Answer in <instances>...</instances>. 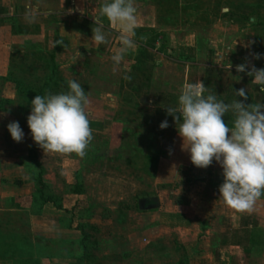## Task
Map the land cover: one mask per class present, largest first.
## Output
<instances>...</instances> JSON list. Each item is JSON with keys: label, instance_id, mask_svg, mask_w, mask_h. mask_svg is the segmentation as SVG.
I'll return each mask as SVG.
<instances>
[{"label": "rangeland", "instance_id": "1", "mask_svg": "<svg viewBox=\"0 0 264 264\" xmlns=\"http://www.w3.org/2000/svg\"><path fill=\"white\" fill-rule=\"evenodd\" d=\"M151 1L147 7L135 0L139 29L134 39L149 52L145 64L148 67L131 68L132 63L125 61L120 74L122 86L115 100L107 102L99 98V90L103 84L109 86L111 78L96 76L102 73L97 72L98 64L111 60L112 32L104 29L108 43L97 46L84 59L74 57L81 50L79 47L77 51L73 49L72 57L65 50H60L57 57L60 63L54 90L66 92L69 79H75L85 88L94 138L84 158L75 153H45L37 144L34 149L50 191L65 208H72V214L49 204L39 210L34 208L29 172L35 168L26 159L28 150L34 147L27 124L31 103L21 99L11 83L0 86L1 96L9 97L0 103V178L5 180L0 184V247L6 244V251H13L7 260L10 264H212L207 254L209 242L195 239V234L200 223L203 226L201 218H211L207 229H217L220 209L208 201L216 195L210 182H214L216 170L222 167L215 160L207 168L193 165L190 153L181 149L179 125L166 109L178 106L174 95L180 94L183 82L197 80L203 81L209 93L226 103L243 99L234 95L240 88L247 92L245 103H264V92L252 83L253 77L236 71V65L245 62L264 68V0ZM174 1L179 5L173 11ZM68 2L39 0L35 4L40 10L58 12L43 16L44 13L39 14L31 7L24 11L19 7V15L22 11L25 14L16 17L14 25L10 21L1 22L0 52L5 55L12 48L13 77L20 78L25 86H39L48 74L46 60L48 52H53L52 46L70 40L62 26L85 28L91 40L92 27L96 26L93 16L99 13L103 0H73L71 6ZM164 8L170 9L169 17L159 19L158 13L162 17ZM222 8L231 14L222 15ZM246 17L255 23L250 24ZM14 29L25 31L24 35L13 32ZM143 29L146 32H140ZM158 29L161 31L157 32ZM193 33L200 37L199 52L183 49L187 53L179 55L183 62L178 65L160 56L158 47L151 50L158 36H161L160 45L169 39L174 41L176 34L186 35V40L191 41ZM226 47L231 49L226 51ZM253 53H260L261 58L254 59ZM176 54L182 53L169 48L167 59ZM124 75L131 76V80L124 79ZM107 79L110 84H102ZM26 95L28 98L27 92ZM113 103L115 112L109 111ZM224 119L232 122V114H226ZM164 120L169 126L161 129L159 125ZM11 121H18L23 129L22 142L12 139L7 129ZM108 122H114L115 126ZM183 153H187L188 159L184 160ZM159 155L170 160L166 161L170 167L160 175L156 174ZM185 170H189L188 174H180ZM74 172L82 184V193L78 195L71 193ZM192 177L196 179L189 186L182 184L181 179L188 182ZM186 192L191 197L186 213L192 228L184 233L177 224L167 226L164 221L169 222L165 213L176 211ZM78 222L84 225L88 235L85 250L79 245L74 228ZM263 262L259 252L251 254L250 264Z\"/></svg>", "mask_w": 264, "mask_h": 264}, {"label": "clouds", "instance_id": "2", "mask_svg": "<svg viewBox=\"0 0 264 264\" xmlns=\"http://www.w3.org/2000/svg\"><path fill=\"white\" fill-rule=\"evenodd\" d=\"M93 17L96 26L92 27L91 41L96 46L108 43L103 18L121 25V47L111 57L115 74L136 43L135 0H103L98 15ZM252 55L254 59L261 58L260 53ZM236 71L253 77L252 83L264 92V68L245 62L237 64ZM123 78L131 80L129 75ZM67 85L66 92L36 95L31 100L27 124L33 141L45 153H75L84 158L94 138L88 118L90 101L78 81L69 79ZM234 95L243 99L226 103L209 93L203 81L188 82L181 87L178 106H167L166 111L179 125L181 149L190 153L193 165L207 168L215 160L222 167L224 179L219 185V199L230 209L250 214L264 196V103H245L248 95L244 88L235 90ZM228 113L233 117L231 127L224 119ZM168 126L167 120L159 125L161 129ZM7 129L14 141H23L24 132L18 121L9 122Z\"/></svg>", "mask_w": 264, "mask_h": 264}, {"label": "crops", "instance_id": "3", "mask_svg": "<svg viewBox=\"0 0 264 264\" xmlns=\"http://www.w3.org/2000/svg\"><path fill=\"white\" fill-rule=\"evenodd\" d=\"M2 1L3 2L0 1V8H3L5 11L0 13V17L1 16H11V15H14L15 17H19V16L25 14L23 11H24V9H26L28 7H31L34 11L38 12L39 14L44 13L43 16H45V15L46 16H52L58 12V10H55V11H52V10L42 11V10H40V8H38V5L35 4V2L39 1V0H2ZM58 1L61 3H62V1H63V3H65L66 1L67 2L69 1L68 2L69 6H71V3H73V0H58ZM4 2L6 3V5L8 3L7 7L4 6V4H3ZM140 2L142 3L141 0H140ZM144 5L148 7V3H144ZM8 7H10V9H8ZM19 7L20 8L23 7V11H22L21 15H19L18 10H17V8H19ZM161 13H163V11ZM97 15H98V13H97ZM138 16H139V14H138ZM146 16H147V13H146L145 17ZM103 23H104V29H107L106 31L112 32L114 34L115 39L113 38V41L109 45V49H110L109 55H113L121 47L120 41H119V33H115L116 31L120 32L121 25L119 24V22H117L111 26L109 22L107 23L106 18H103ZM0 24H2V23L0 22ZM62 27L65 28V32L68 33V35H70V40L68 38V42L66 40L63 45H53L52 46L53 61L57 65L58 69H59L58 65H59L60 61L58 60L57 57L61 53L60 50L67 51L70 54V56L72 57L74 55L73 49H75V51H77V49L79 47L81 50L78 52V54H75L74 57H81L84 59V58L90 56L93 49H95L97 47L95 44L90 42L91 40L89 39V36L83 30L85 28H83V29L80 28V30H79V29H76V28L74 29L71 27L68 29V28H66V25H64ZM138 29L139 28L137 27L135 29V32ZM156 31L160 32L161 30L158 29ZM53 33H56V31L54 30ZM19 35H24V33H21ZM160 37L161 36L157 37V41L154 43L155 46L151 50L158 47L157 53L162 57L164 56L166 58V60H168V62H171V64L178 65V63L180 64L181 62H183V61L179 60V55L182 56L185 53H187V51H185V50L182 51L185 48H187L188 52L190 50H192L194 52V54H197V52H199L198 50L200 48V37H198L196 34H194L192 36L191 41L186 40V35H183V34L177 35L176 34L173 37L174 41L169 39V40H167L166 43L160 42V45H159L158 44L159 40L161 41V39H159ZM137 44H139V43L136 42L135 45L133 46V48L126 54L123 63L125 61L127 63H130V64L133 63V61H134L133 59H134V55H135L134 48H135V46H137ZM6 47L9 48L10 45L7 44ZM169 48H173L182 54H178V55L176 54L177 56L175 55L173 57H170V59H167L169 57H167L166 53L168 52ZM230 49H231V47H226V51H229ZM7 53L8 54L4 55V54H1V52H0V86H3V85L7 86V84L9 83L8 81H5L1 78V76L6 75L8 67L10 65L11 54L13 53L12 48H10V50ZM123 63L120 66V71L115 73V74L112 72V67H113L112 60L107 61L106 64L104 62L98 64L97 72L99 71V73H100V71H101L102 73H101V75L96 74V76H109L111 78V79L109 78L111 80V84L109 83L108 79H107L108 82H107V80L102 82V84L103 83H109L110 85L107 86L106 84H103L102 89H100L99 93H98L99 98H103L104 101L111 102V101L116 99V96L118 94V90L122 86V83L120 82L121 81V79H120L121 75L120 74L122 72ZM131 66L132 65H130V67ZM184 84H185V82L182 83V85H184ZM107 87H109V88H107ZM12 91L14 93V90H12ZM178 93H180V92H178ZM0 98L9 99V97L4 98L3 96H1V94H0ZM115 102L116 101H114V103ZM114 103L112 105V108H110L109 111H114V112L117 111V110H115L116 105L114 106ZM108 124L110 126H112V125L115 126L114 122L113 123L108 122ZM103 125H105V124L103 123ZM105 139H106V141H108L107 137H105ZM176 140H178V139L176 138ZM102 141L103 140H101V142ZM173 145L175 146V144H173ZM183 154L185 155V156H183L184 160L188 159V156H186L187 153H183ZM166 158L167 157L165 155H159L158 159H161V160H160V162H158V165L156 167V174L160 175V173H163L167 168L170 167L168 162H166V161H170V160H169V158H167V159ZM162 160L165 163H163ZM124 163H126V162H124ZM213 170H216V168H214ZM216 171H217L216 172L217 174L215 176L214 182L213 181L210 182V185H212L213 188L215 189L214 193L216 195L211 196L208 203L210 205L219 206L220 216H219L218 222L216 224L217 229L214 231L207 229L210 227L209 220L211 218L209 220H207L206 218H201L200 221L202 222V224L204 226L202 227L201 223L199 222L200 226H199L198 232L195 234V239H197L199 241L202 239H205L209 242L210 252H208L207 254H208V257L210 258V260L212 261V264H250L251 254L257 253V252H259V254L261 255V258H263V261H264V196H262L257 201L255 208H254V211L250 214L249 213H240V212H237L233 209H230L227 205H225L222 202L221 199H219V195H220L219 185L214 186L215 183H217V182L222 183V181L224 179V177L222 175V170H216ZM188 172H189V170H185V171L180 172V174H182L184 176V175L188 174ZM195 179L196 178L192 177L191 181L187 182L183 178V179H181V181H182V184L189 186L188 184H190L191 182L193 183V181H195ZM4 181H5L4 178H0V184H1V182H4ZM29 181L31 182V179H29ZM14 183L18 184L17 181H15ZM31 184H32V182H31ZM32 187H33V184H32ZM185 187H183L184 192L186 190ZM32 192H31V197H32ZM190 198L191 197L187 192L184 193L182 195V198L180 199V203L178 204V207H176L177 208L176 211L171 212V213H165L166 216H168V218H169V222L164 221L165 225L174 226V224H177L178 229H181L182 232L187 233V232L191 231L192 227L190 226V216H188V214L186 213L188 211V205L190 204V202H189ZM184 205H185V208H184ZM182 208H184V209H182ZM196 212L197 211H195V214H196ZM1 243L2 242L0 241V244ZM15 246H17V245L15 244ZM7 247H8V245H6V244L3 248L0 247V262H1L0 264H10V262H8L7 260L12 257L11 254H13V251L12 250L6 251ZM13 249H15L14 246H13ZM4 262H6V263H4ZM262 264H264V262Z\"/></svg>", "mask_w": 264, "mask_h": 264}, {"label": "trees", "instance_id": "4", "mask_svg": "<svg viewBox=\"0 0 264 264\" xmlns=\"http://www.w3.org/2000/svg\"><path fill=\"white\" fill-rule=\"evenodd\" d=\"M141 1L143 4L144 3L149 4L150 2H152L151 0H141ZM178 5L179 4L177 3V1H174V5L172 7V8H174L173 11L177 10ZM4 11L5 10L3 8H0V13L4 12ZM163 11L165 12V14L162 17H161L162 14L158 13L159 19H162V18L167 19L169 17L168 13H169L170 9L164 8ZM229 13H230V11L227 10L226 12L222 13V15H228ZM15 19H16V17L14 15L1 16L0 22L10 21L14 25ZM246 19L249 21L250 24L255 23L254 21L250 20V17H246ZM13 32L21 34V33H24L25 31H20V30L14 29ZM140 32H146V30L143 29ZM39 49H41V48H39ZM136 49L137 50H136V53L134 55V59H133L134 61L132 63L131 68L139 69V66H141V65L146 66L145 64H146V61L149 60L150 54L143 44L137 45ZM47 57L48 58L46 61L48 63V74L45 75L44 79L42 80V82L39 84V86L37 88H34L33 86H25L20 78L13 77L14 75H13V70L11 68V64L8 67L6 75L1 76V78L5 81H8L9 83H11L15 89L16 94H18V96H20L21 99H23L24 101L29 102V103H31V100L36 95H44V94H46V92H53L54 94L64 92V91H60V92L56 91L55 92L56 87L54 86V84H55V75H56L57 65L53 61V52H48ZM146 67H148V66H146ZM26 92L29 94L28 98H27ZM178 96L179 95H174L175 98H178ZM4 100H6V99L0 98V103H2ZM227 117H230V116H227ZM225 122L230 127L232 126V122H228V121H225ZM35 145H36V143L34 142V147L28 150V153L26 156L27 163L32 164V166L35 168L34 171L31 170L29 172L31 182L33 184L32 198H33L34 208H37L39 210L40 208H42L43 205L49 204L53 208H55L56 210H61V211H64L66 213L72 214V211H71L72 208L67 209V208L63 207L60 199H58L55 196V194L50 191V187L48 186L47 181L43 177L44 170L37 160V155H36V152L34 149ZM128 163H130V161H128ZM73 179H74V182H73L72 187H71V193L78 195V194L82 193V184L80 182L79 175L76 172L73 173ZM184 179L186 180V178H184ZM139 210H144V209L139 208ZM74 228L79 235V237H78L79 245L82 247L83 250H85V241H86L88 235L86 234V232L84 230V225L82 223L78 222L77 224H75Z\"/></svg>", "mask_w": 264, "mask_h": 264}, {"label": "water", "instance_id": "5", "mask_svg": "<svg viewBox=\"0 0 264 264\" xmlns=\"http://www.w3.org/2000/svg\"><path fill=\"white\" fill-rule=\"evenodd\" d=\"M222 11L225 12L226 11V8H222Z\"/></svg>", "mask_w": 264, "mask_h": 264}]
</instances>
